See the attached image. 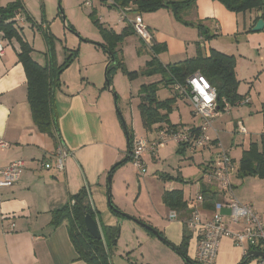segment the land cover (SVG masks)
<instances>
[{"label":"crops","instance_id":"1","mask_svg":"<svg viewBox=\"0 0 264 264\" xmlns=\"http://www.w3.org/2000/svg\"><path fill=\"white\" fill-rule=\"evenodd\" d=\"M10 1L12 0H0V7ZM94 1H98L100 5L104 4L99 0ZM23 3L26 13L31 17L34 25L37 28L38 26L46 27L44 23L35 22L24 0ZM130 6L134 7L133 4ZM159 10H156V13H162ZM134 14L136 12L131 9L126 12L128 18ZM140 15L152 33V43L166 45L167 50L164 54L167 59L182 54H185V58L194 56L196 50L191 45L197 42L201 43L205 52L214 48L234 55L235 75L239 81L237 92L248 100L235 105L237 107L235 118L237 119H235L234 125L238 121L243 125L245 123L243 118L251 120V115L261 116L260 106L264 101V26L258 31L252 29L259 19V11L253 9L237 14L227 10L217 0H197L195 9L187 11L184 15L188 19L189 25L178 22L169 13L165 14L166 19L163 21L167 23L165 27H160L159 23H153L148 16L142 15V13ZM23 16L26 20L25 25L30 23L26 19V15L23 14ZM118 20H123L126 26L127 20L121 19L119 14ZM197 22L207 28L210 35L208 40L205 41L200 30H197ZM103 24L105 26L104 22ZM105 27L111 28L117 33L120 32L119 28L116 29L117 27H112L109 24ZM135 36L137 35L135 34ZM5 40L6 45L3 54L0 55V167L18 159H23L25 166L11 186L0 187V264H86L77 259L73 245L69 240L66 222L57 227H52L49 224L51 211L69 203L71 196L86 182L93 204L98 211L100 222L106 226L116 225L119 218L112 213L107 202V172L115 162L123 157V154L126 156L127 151L121 150L123 145L119 138L116 139L115 136L108 135V130H110L108 121L111 120L116 126L114 117L108 109L105 129L103 115L98 109L97 102L89 99L88 95H83L78 87L71 89L70 85L66 86L67 81L65 84L61 82V86L55 91V106L59 117L57 141H54L47 133L39 131L33 122L27 102L26 76L17 57L19 44L15 39L5 38ZM145 46L149 48L150 44L145 43ZM34 54L32 50V59L40 65H44L45 61L41 63ZM260 59L261 62H259ZM172 91L167 88L165 93H168L167 96H169L173 93ZM158 98L163 99L160 95ZM184 104L194 118L186 117ZM246 105L250 109H246ZM239 107L242 108L238 111ZM171 111L173 112L169 113V120L172 125L198 126L201 123L202 119L192 114L186 96L179 95ZM231 111L232 106L229 113ZM223 113L215 117L221 118ZM137 117L141 122V118ZM245 125L243 126L246 133L240 134H254L251 130L253 126ZM263 130L264 128L261 132ZM212 131L213 129L211 135L217 137V134ZM261 132L255 136V141H259L257 138ZM134 137L137 138V135ZM59 143L68 151L63 170L54 167L53 154ZM190 153L194 162L201 164L198 173L199 182L193 184L196 187L195 193H185L183 198L185 201L193 198L200 192L201 186L216 191V197L212 202L208 200L198 204L203 214L208 215L213 203L220 200L222 195L216 186L210 184L205 177L204 162L207 158L204 157L206 152L203 150L201 153ZM155 155L156 152L154 155L145 154L143 161H146L149 156L154 158ZM196 155L199 157L198 160L195 159ZM41 162L50 163V167L44 168ZM122 176L123 172L120 168L113 173L111 182L113 193L115 189L119 190L118 186L120 187ZM183 178L185 177L183 176ZM184 180L189 182V179ZM115 183L117 186L114 189ZM184 188L175 181H171L166 190L180 189L184 192ZM238 195V197L235 196L239 200L250 203L248 195L241 193ZM161 196L162 194H160V203ZM112 202L119 210L128 212L118 203L120 201L113 199ZM161 210L163 212L160 214ZM169 210L162 202L159 206L155 205L154 207L155 217L133 212L127 214L141 220L144 218L149 225L161 231L168 241L177 246L181 241L182 220L186 213L182 212L184 215H178L179 219H168ZM257 211L261 213V216H264V211ZM222 212L227 213L228 211L223 210ZM149 239L153 250L165 251L164 246L161 245L166 244L155 236ZM194 253L195 240L191 237L187 255L193 259ZM242 256V247L234 244L232 239L223 237L214 264H236ZM247 264H258V259H251Z\"/></svg>","mask_w":264,"mask_h":264},{"label":"rangeland","instance_id":"2","mask_svg":"<svg viewBox=\"0 0 264 264\" xmlns=\"http://www.w3.org/2000/svg\"><path fill=\"white\" fill-rule=\"evenodd\" d=\"M24 1L35 22L44 23L53 36V49L58 64L64 62L65 57L70 53L69 50H76V57L60 73V81L62 84H65V81H67L68 84L66 86L70 85L71 89L78 87L83 92V95H88L89 99L97 102L98 109L103 115L105 129V121H107L106 112L108 109L116 123L115 126L111 120L108 121L110 125L108 135L120 139L123 145L121 150H126L124 126L133 135H137V138L155 139L156 134L146 132L140 119H137V116L140 117L138 113V104L140 102L139 89L143 84L159 82L161 75L159 73H144L147 62L152 59V51L143 45L135 34H127L118 42L117 53L122 63L118 67L109 69V86L105 82V70L110 57L101 45L103 38L95 19H98L102 25H104V22L105 26L109 24L112 27H117L116 29L119 28L121 31L125 23L123 20H118V12L109 4L100 5L98 1L93 2L96 9L93 6H85L83 0ZM160 10L162 13H156L157 10L142 12V15L148 16L153 23H159L160 27H165L167 25V23L163 22L166 19L165 14L169 13L173 19L175 18L167 8H160ZM183 18L186 23H181L189 25L188 19L185 16ZM21 27L22 37L33 47L35 57L41 63H44L46 44L39 28L31 23ZM203 38L205 41L208 40L205 37ZM162 46L165 48L157 52L156 57L163 64L179 62L186 57L185 54H182L181 56L167 59V56L164 54L167 47L165 44H162ZM191 46H194L195 50L197 49L196 43ZM259 62H261V59ZM130 71H136L137 76L130 78L128 76V72ZM158 84L157 96L160 95L163 99L168 97V93H165L167 88L162 86L161 83ZM184 107L186 117L190 119L194 118L185 104ZM241 108L239 107L238 111ZM245 108L250 109L247 105ZM229 111L224 112L221 118L213 117L211 128L213 129L212 133L217 134V137H215L219 143L217 148L228 150L230 156L234 158L235 166L238 167L241 152L249 147L251 140L255 141V136L263 128L262 115H251V120L243 118L248 127L249 125L253 126L251 130L254 134L242 135L236 131V124L234 125L235 119H237L235 118L237 107L234 105L232 106L231 113ZM203 150L206 152L204 157L205 159L207 158L204 162L206 163L217 149ZM203 150L200 149L192 154L201 153ZM186 151H180L178 145L173 141L158 144L155 157L149 156L144 161L145 171L143 175L138 173L131 160H127L119 166L123 172V176L120 181V187L118 186L119 190L115 189L117 186V183H115L114 193L111 176V200L116 199L120 201L118 203L122 207H125L129 213L133 212L139 215L142 213V215H152V217H155L153 214L154 207L155 205L157 207L159 204H162V201L160 203V194L168 188L169 182L175 181L178 185L184 186L183 194L195 193L196 187L193 184L199 182L198 173L200 172L201 164L194 162L195 160L191 157V153L188 150ZM124 157L125 154L119 160H122ZM195 159L198 160L199 157L196 155ZM177 176L182 177L183 180L189 179V182L179 180ZM231 181L237 197L239 196L238 193L248 195L249 201L255 210L264 211V178L252 174L238 177L234 174L231 177ZM122 212L124 214L128 213ZM162 212L163 210L159 211L160 214ZM257 213L258 215L261 214L258 211ZM118 218L119 220L116 225L120 223L121 227L116 246L111 253V264H185L181 256L170 247H166L167 245H161L164 246L165 251L153 250L149 238L154 236H151L141 224L132 219L129 221L127 217ZM143 219V223H148ZM148 236L150 237L148 238Z\"/></svg>","mask_w":264,"mask_h":264},{"label":"trees","instance_id":"3","mask_svg":"<svg viewBox=\"0 0 264 264\" xmlns=\"http://www.w3.org/2000/svg\"><path fill=\"white\" fill-rule=\"evenodd\" d=\"M114 9H121L127 12L128 9L135 11L138 14L142 12H152L160 8H167L171 11L174 18L180 22L186 23L183 16L189 10L196 7L197 0H114ZM223 6L236 13H244L253 9L261 12L264 7V0H217ZM133 4L134 7L130 6ZM60 10V9H59ZM22 12L26 15V19L34 25L30 16L27 15L23 0H12L5 6L0 7V31L3 32L6 39H15L19 44V52L17 53L18 60L21 62L25 76L27 88V102L31 111V116L37 129L41 132L47 133L54 141H57L58 133V113L55 106V91L61 86L60 73L62 70L76 57V50H69L70 53L65 57L62 64H58L55 58L53 49V36L48 31L47 26L42 28L38 26L40 32L44 37L46 44V51L44 52V65H40L31 57L33 50L31 45L23 39L21 35V27H16L12 18L16 13ZM59 13H61L59 11ZM264 19V14L260 15ZM64 19V17H63ZM99 26L100 33L103 38L102 46L109 54L110 60L105 70L106 85L109 86L110 78L108 76L109 69L118 67L122 61L117 53V44L127 34H135L133 27L126 24L120 32H115L111 28L102 25L98 19H95ZM196 26L201 32V35L207 39L210 38L207 28L197 22ZM140 42L145 45L144 41L139 38ZM197 49L194 56L185 58L179 62L172 64H163L157 57L156 53L162 51L165 47L159 43H152L149 46L152 51V59L147 62L144 73L154 74L159 73L161 79L159 82L143 84L139 89L140 102L138 110L141 118V123L144 129L148 132H156L157 129L167 127L175 128L178 125H172L169 120V113L174 107L179 94L173 90L175 84L183 85L188 76L199 71L204 75L209 82L215 87L217 94V106L222 109L224 103L230 107L237 105L243 97L238 94L237 87L239 84L235 75V56L229 53L218 51L210 48L208 52L203 51L200 42L196 43ZM68 50V49H67ZM109 60V61H110ZM130 78L137 76L136 71L128 72ZM158 83L168 89H172L173 93L164 99L157 96ZM260 113L262 115V124L264 128V101L260 106ZM124 126V123L122 122ZM125 134L128 138L130 149H132V141L134 135L125 127ZM179 150L184 152V148L179 145ZM127 160L132 161V154L129 157H124L122 160L115 162L108 170L107 176L111 180V176ZM236 174L238 177L243 175H256L264 178V130L259 136V141H252L249 147L244 149L239 159ZM168 177V176H167ZM177 179L183 180L182 177L177 176ZM200 192L204 197V201L212 202L216 197V191L210 190L204 186L200 187ZM162 202L170 210H175L178 215H184L186 212V201L183 198V192L180 189L165 190L162 193ZM108 206L112 213L117 217H127L137 223L151 235L155 236L153 231L164 237L163 233L148 223H143L141 219H136L133 216L124 214L117 208L110 195ZM184 214H183V213ZM86 214L92 217H98L99 214L91 199V194L88 184L84 185L71 196L69 203L62 205L59 208L51 211L49 224L52 227H57L63 222L67 224V232L69 240L73 245L78 260L86 264H111L110 258L113 248L116 246L119 237L118 225L106 226L101 222V229L104 240L94 238L85 229L84 216ZM100 220V219H99ZM156 237V236H155ZM165 238V237H164ZM191 238L190 231L187 229L184 222H182V236L177 249L179 255L185 264H197L194 259L187 255V247L189 239ZM106 244V247L104 245ZM255 257L243 255L236 264H247Z\"/></svg>","mask_w":264,"mask_h":264},{"label":"built area","instance_id":"4","mask_svg":"<svg viewBox=\"0 0 264 264\" xmlns=\"http://www.w3.org/2000/svg\"><path fill=\"white\" fill-rule=\"evenodd\" d=\"M99 1L110 6L116 5L114 0ZM93 2L94 0H83L85 6H93ZM116 10L119 17L127 20V24L133 27L135 34L144 43L152 44V33L148 30L140 14L136 13L128 18L124 10ZM12 20L16 27L26 24L21 12L16 13ZM5 45V37L0 31V55L3 54ZM172 88L179 95L188 98L192 114L202 119L200 125H178L170 129L159 128L156 130V138L153 140L134 138L131 149L132 163L138 173L143 175L145 171L144 155H154L157 145L168 141H173L192 153L200 149L216 148L217 150L205 163L204 174L208 182L216 186L222 198L213 203L208 215H204L198 206L204 202L201 192L186 200V215L182 222L185 223L191 237L195 240L193 259L197 264H214L223 237L232 239L234 244L242 247L243 255H246L251 249L264 251V216L258 215L251 203L241 201L234 195L231 177L236 174L237 167L225 148H217L218 140L211 135L212 118L222 112L229 111L230 106L224 103L222 109L218 108L215 87L199 71L188 76L183 85L175 84ZM247 101L243 98L238 104ZM236 130L239 133H246L240 121L236 124ZM53 156L54 167L63 170L68 151L61 143L57 145ZM41 165L44 168L50 167L48 162H41ZM24 166L25 161L18 159L0 167V187L11 186L17 180ZM223 210L228 212L223 213ZM168 219H179L178 213L175 210H169ZM257 259L258 264H264V259Z\"/></svg>","mask_w":264,"mask_h":264},{"label":"water","instance_id":"5","mask_svg":"<svg viewBox=\"0 0 264 264\" xmlns=\"http://www.w3.org/2000/svg\"><path fill=\"white\" fill-rule=\"evenodd\" d=\"M261 14H264V7L261 9V12L259 13V16H258V20L256 21L255 25L253 26V30L254 31H258V30H261L264 26V19L260 18V15ZM114 60L111 59L107 65L109 63H113ZM106 65V67H107ZM112 92L113 90L110 89ZM116 98V96H115ZM124 129H125V126H124ZM126 158L129 157L131 155V149L129 147V143H128V138L126 136ZM107 184H108V187H107V202H109L110 200V195H111V190H110V178L108 176L107 178ZM84 225H85V229L88 233H90L94 238L96 239H102L104 240V237H103V233H102V229H101V223H100V220L98 217H92L91 215L89 214H86L84 216ZM118 225V228H119V233H120V223L117 224ZM153 233L155 234V236L161 241L163 242L164 244H166L168 247H170L172 250H174L175 252H177L179 254V250L177 249L176 245H174L173 243H171L170 241H168L166 238L160 236L158 234L157 231H153ZM104 245L106 247V244L104 242ZM247 256H252V257H255V258H261V259H264V251L262 250H248ZM192 264V263H190Z\"/></svg>","mask_w":264,"mask_h":264}]
</instances>
